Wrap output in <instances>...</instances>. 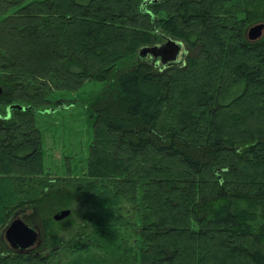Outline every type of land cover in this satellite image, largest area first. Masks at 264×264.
Returning a JSON list of instances; mask_svg holds the SVG:
<instances>
[{"label": "trees", "instance_id": "trees-1", "mask_svg": "<svg viewBox=\"0 0 264 264\" xmlns=\"http://www.w3.org/2000/svg\"><path fill=\"white\" fill-rule=\"evenodd\" d=\"M147 1L0 0V264H264V36L246 35L264 0ZM163 34L197 53L166 69L137 55L119 70ZM92 80L109 86L92 104L88 177L60 186L45 174L36 107ZM81 184L103 191L92 199ZM49 201L82 235L44 226L49 255L16 252L10 219ZM125 201L140 207L130 258L105 249L118 236L110 209Z\"/></svg>", "mask_w": 264, "mask_h": 264}, {"label": "rangeland", "instance_id": "rangeland-1", "mask_svg": "<svg viewBox=\"0 0 264 264\" xmlns=\"http://www.w3.org/2000/svg\"><path fill=\"white\" fill-rule=\"evenodd\" d=\"M263 23L264 21L259 20L251 23L246 28V35L249 41H252L249 38L250 29ZM155 39L156 40L153 42L143 43L138 48V53H136L134 57H129L127 60L119 62V70L128 71L136 66L138 63L137 55H139V52L143 48L155 46L160 47L167 44L170 40L183 44V49L176 62L163 64L160 58L156 59L151 54L145 58H141V62L151 64L158 62L159 65L165 66L164 69H166L167 67L172 66V64L184 63L188 53L190 54L191 52L190 55H195L197 53V50L188 49L185 42L173 37L172 35L163 34L161 37ZM107 86H109V83L107 82L103 83L95 80L87 81L77 90H60L54 92L50 103L36 107L39 110L35 116L36 125L40 128L43 135L45 174L52 180H58V184L60 186L64 184H60V181L65 180L66 185V179H71L70 177L75 179H84L88 177L90 149L95 138V113L93 112L92 104L94 100H96L103 93ZM187 90L188 89H185V87L181 85L177 90H174L173 95L174 97H179L180 95L178 91H185L186 93ZM90 183H92V181ZM86 185L87 184H85V186ZM80 186L81 189L83 188L84 191H87V194H92V199L96 197L97 193H101L103 191V189L100 188V184H98V187L96 188H85L84 184H81ZM50 205L51 202L49 201L43 205L42 209L35 205L25 208L19 211L16 216H13L6 227L7 229L15 218L20 217L27 224L39 229V231H41V243L36 250L45 255H49L53 248L48 246L45 248L44 246V239L46 235V228H44V226H49V228L51 227L56 238L59 240L64 239L70 241L71 239L73 240L74 238L82 235L81 231H73L72 227L63 226L57 223L58 221L54 219V216L63 210H52L49 207ZM87 208L88 206H85L81 213L74 217V219H77L78 217H86ZM119 208H122L121 212H118V208L116 207L110 209V211H113V215L110 220H112V224L114 227L116 226L118 230L116 232L118 235L116 240L117 242H115V245H113L111 249H108L110 246L107 245L105 249L111 253V251H116L119 248H122L121 252L124 254L128 251L127 257L130 258V248H133L135 252L139 250L137 247L140 239L137 232L139 226L141 225L139 222L140 207L139 205H133L128 201H125L122 202ZM71 215H73V213ZM94 220L97 221L95 218ZM84 223L91 231L94 230L93 227L96 230V226L93 221H89L88 219L86 221L85 219ZM106 223L107 221L103 220L101 228L104 227ZM108 224H110V222H108ZM4 240L9 245L5 239V233ZM49 242L52 243V241ZM58 260H60L61 264H73L72 262L74 257L67 260L57 258L55 263L59 262ZM70 260L71 262L69 263Z\"/></svg>", "mask_w": 264, "mask_h": 264}, {"label": "water", "instance_id": "water-1", "mask_svg": "<svg viewBox=\"0 0 264 264\" xmlns=\"http://www.w3.org/2000/svg\"><path fill=\"white\" fill-rule=\"evenodd\" d=\"M157 2V0L147 1L146 3ZM264 36V23L254 26L250 29L249 38L252 41L260 40ZM183 49L182 43H177L170 40L163 46L145 47L139 52L140 58H145L152 55L154 58H160L163 64L174 63L178 59ZM0 88V96L2 95ZM13 109L24 110L25 108L18 105H13L9 111ZM72 211L65 209L54 216L56 221H63L71 215ZM5 239L10 247L14 250L25 252L38 247L41 243V233L39 229L27 224L22 218H15L5 231Z\"/></svg>", "mask_w": 264, "mask_h": 264}, {"label": "flooded vegetation", "instance_id": "flooded-vegetation-1", "mask_svg": "<svg viewBox=\"0 0 264 264\" xmlns=\"http://www.w3.org/2000/svg\"><path fill=\"white\" fill-rule=\"evenodd\" d=\"M40 233H41V231H40ZM36 249H37V247L34 248V249H31V250L25 251V252H23V253H24V254L31 253V252H34ZM15 251L18 252V253H22V252H20V250H15Z\"/></svg>", "mask_w": 264, "mask_h": 264}]
</instances>
